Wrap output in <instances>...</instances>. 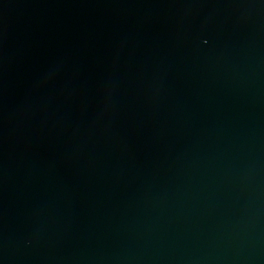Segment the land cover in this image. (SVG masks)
Wrapping results in <instances>:
<instances>
[{
  "label": "water",
  "instance_id": "95a60500",
  "mask_svg": "<svg viewBox=\"0 0 264 264\" xmlns=\"http://www.w3.org/2000/svg\"><path fill=\"white\" fill-rule=\"evenodd\" d=\"M0 264H264V0H0Z\"/></svg>",
  "mask_w": 264,
  "mask_h": 264
}]
</instances>
